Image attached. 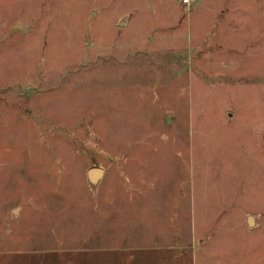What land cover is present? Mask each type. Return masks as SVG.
Listing matches in <instances>:
<instances>
[{
	"label": "rangeland",
	"instance_id": "rangeland-1",
	"mask_svg": "<svg viewBox=\"0 0 264 264\" xmlns=\"http://www.w3.org/2000/svg\"><path fill=\"white\" fill-rule=\"evenodd\" d=\"M132 125L189 146L198 246L173 264H264V0H0V264H122L29 251L3 207L64 196Z\"/></svg>",
	"mask_w": 264,
	"mask_h": 264
},
{
	"label": "crops",
	"instance_id": "crops-1",
	"mask_svg": "<svg viewBox=\"0 0 264 264\" xmlns=\"http://www.w3.org/2000/svg\"><path fill=\"white\" fill-rule=\"evenodd\" d=\"M143 132L133 128L117 146L108 145L115 160L81 163V168L67 177L72 184L64 196L49 185L40 194L29 190L25 204L11 201L14 206L3 207L4 218L28 221L30 234L24 240L34 246L29 251L47 247L109 253L119 255L122 264H127L130 256L141 263L159 260L173 264L176 255L195 260V201L184 192L189 146L186 159L184 142L165 140L166 133L160 139L158 131L146 139ZM104 150L107 152L106 145ZM47 162L48 167L61 165V160ZM58 199H66L67 206ZM31 229H36L35 233ZM31 241L42 242L35 245Z\"/></svg>",
	"mask_w": 264,
	"mask_h": 264
},
{
	"label": "built area",
	"instance_id": "built-area-1",
	"mask_svg": "<svg viewBox=\"0 0 264 264\" xmlns=\"http://www.w3.org/2000/svg\"><path fill=\"white\" fill-rule=\"evenodd\" d=\"M192 0H181V2L185 5H188L191 3Z\"/></svg>",
	"mask_w": 264,
	"mask_h": 264
}]
</instances>
